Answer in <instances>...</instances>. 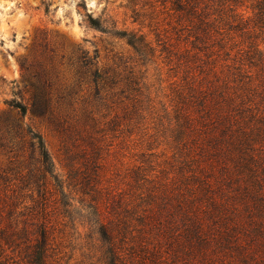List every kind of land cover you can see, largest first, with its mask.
<instances>
[{
	"label": "trees",
	"instance_id": "1",
	"mask_svg": "<svg viewBox=\"0 0 264 264\" xmlns=\"http://www.w3.org/2000/svg\"><path fill=\"white\" fill-rule=\"evenodd\" d=\"M161 3L187 31L191 62L205 63L200 53L216 42L226 63L220 71L212 69L211 78L200 64L195 73L186 59L172 111L165 108L153 132L138 126L149 151L165 145L163 164L153 152L142 153L130 168L128 191L101 186L102 164L88 171L85 193L92 195L82 201V225L88 229L83 262L264 264V0ZM88 16L92 27H102ZM128 42L136 51L155 52L137 33ZM141 87H135L130 127L141 122L144 101H150L142 98ZM10 106L22 117L27 113L21 102ZM27 134L35 165L30 161L27 172L19 171L24 188L45 187L49 176L60 183L42 135L32 128ZM25 135L19 122L7 120L0 146L12 152L23 146ZM94 144L92 164L103 151ZM39 196L42 200L32 193V203L24 204L21 193L0 189V264L60 262L56 223L45 195ZM62 207L71 221L76 207L66 199Z\"/></svg>",
	"mask_w": 264,
	"mask_h": 264
},
{
	"label": "rangeland",
	"instance_id": "2",
	"mask_svg": "<svg viewBox=\"0 0 264 264\" xmlns=\"http://www.w3.org/2000/svg\"><path fill=\"white\" fill-rule=\"evenodd\" d=\"M88 15L102 27H92ZM181 28L161 0H0V128L7 120L19 122L26 133L22 147L10 152L0 146V189L21 193L24 204L32 203V193L41 200L45 195L61 243L58 264H84L88 229L82 225V201L91 198L85 193L87 173L96 162L104 166L101 186L128 191L130 168L142 153L153 152L161 164L169 154L165 145L149 151L138 126L153 132L165 108L172 111L186 59L201 72L200 62L190 61L194 49ZM132 32L149 41L154 54L136 51L128 42ZM218 49L211 42L200 53L204 76L213 78L212 69L224 68ZM137 85L150 101H144L141 122L130 127ZM12 101L27 105L24 117ZM28 128L42 135L60 183L49 176L45 187L24 188L19 171L27 172L30 161L35 165ZM92 143L103 148L94 164ZM65 199L76 207L72 222L63 213Z\"/></svg>",
	"mask_w": 264,
	"mask_h": 264
}]
</instances>
